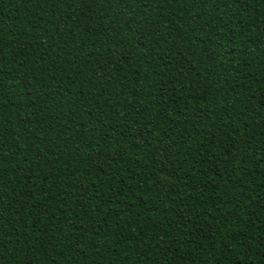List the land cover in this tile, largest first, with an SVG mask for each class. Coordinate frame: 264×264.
Instances as JSON below:
<instances>
[{"label":"trees","instance_id":"obj_1","mask_svg":"<svg viewBox=\"0 0 264 264\" xmlns=\"http://www.w3.org/2000/svg\"><path fill=\"white\" fill-rule=\"evenodd\" d=\"M0 264H264V0H0Z\"/></svg>","mask_w":264,"mask_h":264}]
</instances>
